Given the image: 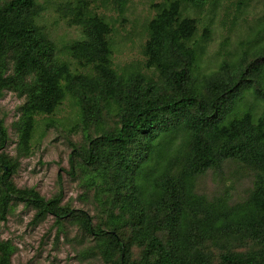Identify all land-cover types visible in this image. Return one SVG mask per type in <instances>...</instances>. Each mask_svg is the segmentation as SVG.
<instances>
[{"label":"trees","instance_id":"trees-1","mask_svg":"<svg viewBox=\"0 0 264 264\" xmlns=\"http://www.w3.org/2000/svg\"><path fill=\"white\" fill-rule=\"evenodd\" d=\"M129 1H116L121 12ZM201 1L173 0L148 23L146 67L157 69L166 89L175 92L169 95L152 81L131 86L118 75L112 64V27L89 10L87 1L74 9L72 20L86 38L68 52L93 66L94 80L73 73L68 62L57 58V45L38 24L39 0H0V96L6 88L27 94L17 123L19 154L31 153L37 118L53 116L68 94L95 90L121 104L118 128L91 137L84 153L73 150L70 175L75 176V157L98 172L107 187L112 174V201L121 203L119 219H127L124 226L131 223L132 236L126 240L119 225L95 228L88 212L62 206V190L47 200L34 188H19L14 176L21 163L6 152L10 137L2 120L0 219L6 220L12 204L24 203L36 210L33 223L52 216L60 228L68 219L78 220L86 234L102 242L107 261L117 254L116 264H211L199 246L229 237L256 240L260 250L223 254L222 264H264V112L257 117L243 102L254 88L249 77L260 78L264 89V52L230 77L216 74L201 83L194 74L203 53L193 44L198 23L182 16L183 2L201 7ZM28 77L30 85L25 84ZM255 90L264 98L262 90ZM229 160L259 170L249 198L231 206L225 197L210 201L197 194L198 179ZM134 245L142 248L139 261L131 260ZM13 252L9 243H1L0 264H12Z\"/></svg>","mask_w":264,"mask_h":264},{"label":"rangeland","instance_id":"rangeland-1","mask_svg":"<svg viewBox=\"0 0 264 264\" xmlns=\"http://www.w3.org/2000/svg\"><path fill=\"white\" fill-rule=\"evenodd\" d=\"M83 1L89 10L103 16L112 27L110 41L113 47L112 64L118 75L132 85L145 86L152 81L166 89V83L155 68L146 67L144 46L148 40V23L155 18L159 7L173 0H130L124 12L117 0H39L42 6L38 20L46 36L57 45V58L68 62L75 74L91 80L98 74L92 65L73 58L68 48L86 38L82 27L72 25L74 9ZM202 6L182 3V16L197 20L198 30L193 40L202 55L195 67V76L201 83L211 76H232L237 68H243L264 52V0H202ZM1 3V2H0ZM208 31V37H205ZM12 69V67H11ZM11 73V72H10ZM9 72H7V75ZM138 75V79L135 77ZM250 91L243 99L246 106L259 117L264 112V98L256 94L264 89L256 76ZM31 77L25 80L30 85ZM164 92V91H162ZM27 101L25 90L6 88L0 96V120L6 127L10 140L6 152L19 159L21 165L14 176L19 188H34L45 199L55 197L62 190V206L81 209L90 214L93 226L105 229L121 226L122 236L129 241L131 223L121 216V203H113L112 174L107 185L98 172L82 165L75 157V176L70 175V155L74 149L84 153L89 139L120 126V108L109 96L94 90H84L81 96L68 94L53 116L37 118L31 153L18 151V127L22 107ZM125 105L123 104V108ZM95 111V112H93ZM97 112V114H95ZM179 144V143H178ZM259 170L238 160H229L220 170H210L196 184V193L212 201L227 198L229 205L245 202L255 189ZM128 195L127 188H121ZM36 210L24 203L12 204L6 220L0 219V244L9 243L14 252L12 264H116L104 258L102 242L86 234L78 220H66L57 227L52 216L33 223ZM162 239L164 233H159ZM211 264H222L223 254L247 256L258 252L256 240L224 238L220 242H206L199 246ZM141 246L134 245L131 260L139 261Z\"/></svg>","mask_w":264,"mask_h":264}]
</instances>
